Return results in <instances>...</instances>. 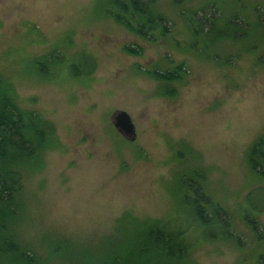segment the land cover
Listing matches in <instances>:
<instances>
[{"label": "rangeland", "instance_id": "obj_1", "mask_svg": "<svg viewBox=\"0 0 264 264\" xmlns=\"http://www.w3.org/2000/svg\"><path fill=\"white\" fill-rule=\"evenodd\" d=\"M209 3L225 15L245 14L253 23L249 36L212 42L191 34L187 14ZM158 8L171 31L148 40L98 0H0V74L13 83L21 106L56 124L50 146L25 172L23 191L21 231L45 264H93L80 254L107 250L122 230L172 215L180 177L194 168L205 171L206 187L243 241L203 243L184 264H258L264 212L258 236L241 207L259 183L246 151L264 133V0H159ZM55 45L69 54L93 52L96 71L59 80L31 73L27 63ZM125 45L143 50L133 54ZM160 59L188 65L173 96L159 95V82L138 72ZM117 109L131 114L135 138L115 126ZM60 239L80 253L49 255V242Z\"/></svg>", "mask_w": 264, "mask_h": 264}, {"label": "trees", "instance_id": "obj_2", "mask_svg": "<svg viewBox=\"0 0 264 264\" xmlns=\"http://www.w3.org/2000/svg\"><path fill=\"white\" fill-rule=\"evenodd\" d=\"M158 1L98 0V3L117 22L152 40L158 34L165 36L171 31L169 17L158 8ZM201 9L199 15L197 11L187 14L188 30L195 37L203 36L205 40L217 42L249 36L253 23L245 14L235 11L225 15L218 10V5L211 3ZM124 49L133 54L143 50L140 45H125ZM27 64L37 77L59 80L92 75L98 67V59L87 49L69 54L55 45ZM188 71L185 61L175 63L173 59L165 62L160 59L138 68L139 73L159 82L157 93L163 96L175 95ZM55 133V122L37 110L21 106L13 83L0 74V264H45L46 259L26 243L21 231L26 215L23 191L26 170L50 146ZM246 158L252 176L259 183L244 195L241 214L247 225L261 236L264 133L250 143ZM205 180L202 168L183 174L179 180L180 197L172 215L145 219L140 224L123 228V236L116 241L109 240V248L99 249L98 256L93 252L80 255L91 257L93 264H184L183 259L203 243L230 241L241 244L242 236L234 227L228 209L208 190ZM66 242V239L50 241L49 255L72 259L80 253L70 247L66 249ZM258 264H264V247L258 254Z\"/></svg>", "mask_w": 264, "mask_h": 264}, {"label": "water", "instance_id": "obj_3", "mask_svg": "<svg viewBox=\"0 0 264 264\" xmlns=\"http://www.w3.org/2000/svg\"><path fill=\"white\" fill-rule=\"evenodd\" d=\"M115 126L127 137L135 138L136 127L131 114L125 109H117L113 114Z\"/></svg>", "mask_w": 264, "mask_h": 264}]
</instances>
